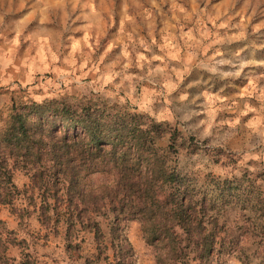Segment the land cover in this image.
Segmentation results:
<instances>
[{"label": "clouds", "instance_id": "clouds-1", "mask_svg": "<svg viewBox=\"0 0 264 264\" xmlns=\"http://www.w3.org/2000/svg\"><path fill=\"white\" fill-rule=\"evenodd\" d=\"M0 264H264V0H0Z\"/></svg>", "mask_w": 264, "mask_h": 264}]
</instances>
